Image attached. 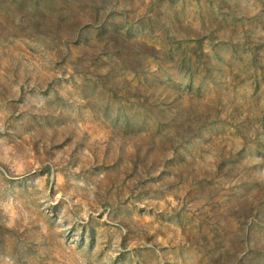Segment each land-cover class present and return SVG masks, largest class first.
Instances as JSON below:
<instances>
[{
    "label": "rangeland",
    "instance_id": "obj_1",
    "mask_svg": "<svg viewBox=\"0 0 264 264\" xmlns=\"http://www.w3.org/2000/svg\"><path fill=\"white\" fill-rule=\"evenodd\" d=\"M0 264H264V0H0Z\"/></svg>",
    "mask_w": 264,
    "mask_h": 264
}]
</instances>
